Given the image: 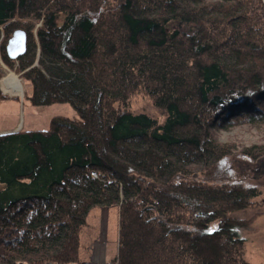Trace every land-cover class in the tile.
<instances>
[{
	"label": "trees",
	"instance_id": "obj_1",
	"mask_svg": "<svg viewBox=\"0 0 264 264\" xmlns=\"http://www.w3.org/2000/svg\"><path fill=\"white\" fill-rule=\"evenodd\" d=\"M17 29L31 104L69 103L78 119L0 135V264H93L78 235L95 206H118L106 264H249L238 231L254 216L231 213L256 191L190 176L199 166L210 180L233 154L213 131L264 122V0H0L8 67ZM138 90L161 125L115 106ZM237 154L261 160L264 144Z\"/></svg>",
	"mask_w": 264,
	"mask_h": 264
},
{
	"label": "rangeland",
	"instance_id": "obj_2",
	"mask_svg": "<svg viewBox=\"0 0 264 264\" xmlns=\"http://www.w3.org/2000/svg\"><path fill=\"white\" fill-rule=\"evenodd\" d=\"M62 20L63 16H59L57 23L61 24ZM39 25V21L34 22L33 37ZM1 39L2 34H0ZM38 52L39 50L36 46V55L32 66L37 65ZM15 60H13L12 66L8 67L0 58V79L4 76L5 72L10 71L19 80L22 90L21 95H10L0 87V92L4 96V99L0 103L6 101L2 108L0 107L1 128L7 129L19 122L20 127L16 128V126V130H13L14 132L25 131L27 129L46 130L53 117L62 116L68 119H78L76 111L69 103H53L46 106L32 105L29 100V97L32 95L31 83L23 77L22 73L24 71H18V63ZM13 105H16L15 111L10 112L9 108ZM115 106L120 110L133 114H146L155 120L157 125H161L166 117L165 112L155 107L150 97L142 90L131 94L124 105L115 104ZM213 133L219 143L232 148L233 154L222 163L216 165V169L210 180L205 179L204 171L200 170L199 166L191 167L193 173L190 179L214 185H240L243 188H250L256 191L257 195L250 199L251 204L249 207L232 212L231 214L241 220L254 216L249 221L247 228L238 231L239 236L244 240L242 247L243 259L249 264H264V158L252 161L237 154L243 148L264 144V122L238 123L228 127V129L215 130ZM30 193L32 191L25 190L5 195L23 196ZM214 228L215 224L209 226L210 230ZM78 241L79 261L106 264L115 259L118 247V206H95L90 208L86 214L85 223L80 229ZM18 262L26 264L20 260L14 261V264Z\"/></svg>",
	"mask_w": 264,
	"mask_h": 264
},
{
	"label": "water",
	"instance_id": "obj_3",
	"mask_svg": "<svg viewBox=\"0 0 264 264\" xmlns=\"http://www.w3.org/2000/svg\"><path fill=\"white\" fill-rule=\"evenodd\" d=\"M4 49L7 57L11 60L23 55L26 49L25 33L20 29L14 30L8 38Z\"/></svg>",
	"mask_w": 264,
	"mask_h": 264
},
{
	"label": "bare ground",
	"instance_id": "obj_4",
	"mask_svg": "<svg viewBox=\"0 0 264 264\" xmlns=\"http://www.w3.org/2000/svg\"><path fill=\"white\" fill-rule=\"evenodd\" d=\"M0 87L3 91H7L10 95H21V84L17 77L10 71L5 72L0 79Z\"/></svg>",
	"mask_w": 264,
	"mask_h": 264
},
{
	"label": "crops",
	"instance_id": "obj_5",
	"mask_svg": "<svg viewBox=\"0 0 264 264\" xmlns=\"http://www.w3.org/2000/svg\"><path fill=\"white\" fill-rule=\"evenodd\" d=\"M6 101H2L1 103H0V107L2 108V106H3V104L5 103ZM14 103H16V102H14ZM15 106L16 105H13L11 108H9L10 109V112H12L13 110L15 111ZM7 111V110H6ZM1 112V111H0ZM1 115V114H0ZM17 126V127H16ZM15 127L16 128H18V127H20V123L19 122H17V123H15L14 125H11V127H8L7 129L6 128H1L0 127V135H3V134H8V133H11V132H14L13 130H16L15 129ZM14 128V129H13ZM31 130H35V129H31ZM31 130H25V131H31ZM40 130V129H39ZM0 189H2V188H0Z\"/></svg>",
	"mask_w": 264,
	"mask_h": 264
},
{
	"label": "built area",
	"instance_id": "obj_6",
	"mask_svg": "<svg viewBox=\"0 0 264 264\" xmlns=\"http://www.w3.org/2000/svg\"><path fill=\"white\" fill-rule=\"evenodd\" d=\"M17 264H23V263L18 262ZM45 264H60V263H56V262H46Z\"/></svg>",
	"mask_w": 264,
	"mask_h": 264
}]
</instances>
